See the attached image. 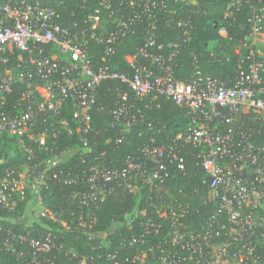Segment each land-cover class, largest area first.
Wrapping results in <instances>:
<instances>
[{
  "label": "built area",
  "instance_id": "obj_1",
  "mask_svg": "<svg viewBox=\"0 0 264 264\" xmlns=\"http://www.w3.org/2000/svg\"><path fill=\"white\" fill-rule=\"evenodd\" d=\"M66 1L0 0V133L20 143L30 139L41 154L46 152L41 159L24 147L27 161L0 178V206L14 210L17 199L28 193L26 209L32 221L45 219L66 230L75 223L82 233L99 239L96 258L108 264H264L256 254L264 246V142L254 139L257 128L264 127V0H226L227 19L245 16L246 33L235 46L236 75L222 79L195 65L186 80L175 77L172 60L190 41L192 23L179 16L177 6L194 0H71L80 9L95 5L85 16L86 26L75 31L56 20L57 8ZM158 12L167 13V23L181 30L168 42L156 41ZM138 25L144 37L134 52L124 55L128 71L106 65L105 57L113 55L118 42ZM218 33L227 35L224 27ZM90 41L100 45L102 62L92 59ZM106 80L119 82L109 111L111 125H120L116 143L137 121L133 94L162 95L185 108L188 121L174 144H144L142 159L127 157L120 169L98 161L85 135L93 129L97 90ZM15 84L19 94L9 105L6 98ZM61 132L79 133L81 143L60 149L53 142L49 147L46 139ZM183 144L198 150L209 177L206 201L214 209L198 224L190 220L195 208L186 190L171 182L174 175L184 174L183 159L176 152ZM70 156L76 164L64 165ZM47 177L74 186L64 207L47 203ZM115 189L131 193L135 206L121 222L129 234L120 235L111 249L106 237L117 225L91 233V209ZM57 238L49 228L29 238L10 228L2 244L14 253V240L27 242L29 252H17L16 264H55L47 254L64 249ZM64 255L70 264L93 260L72 248Z\"/></svg>",
  "mask_w": 264,
  "mask_h": 264
},
{
  "label": "trees",
  "instance_id": "obj_2",
  "mask_svg": "<svg viewBox=\"0 0 264 264\" xmlns=\"http://www.w3.org/2000/svg\"><path fill=\"white\" fill-rule=\"evenodd\" d=\"M193 4H181L177 6L179 16L189 18L192 23L190 41L184 46L180 53L172 60L175 77L186 80L195 70V65L211 76H217L222 79L233 78L236 75L237 60L235 46L239 44V39L246 33L244 14L236 15L234 21H230L224 16L226 0H194ZM95 5L83 6L81 9L76 7L71 0L57 8V22L72 31L86 26L85 16L90 8ZM157 23L155 33L157 42H168L174 39L181 30L173 23H167V13H157ZM105 25L110 23V18L103 17ZM74 23L78 27L74 26ZM224 27L227 35L222 36L218 33L219 28ZM144 37L142 26L138 25L134 33L125 36L115 47V52L111 56H106L103 61L106 65L114 69L128 71L124 60V55L134 52L135 48L141 44ZM88 50L92 59H100V45L90 41ZM222 54L228 55V61L221 59ZM119 82L115 80L104 81L97 90L96 107L93 110V129L85 135L86 140L92 148V155H96L97 160L107 164L110 167L122 168L127 157H136L142 159L140 149L145 144H174V137L183 131L187 124L186 110L179 106L173 100L159 95L156 97L146 96L136 98L130 95V101L133 105V112L137 115V121L131 126L129 131L125 132V137L121 142L116 143L120 136V125H111L110 109L114 105L116 86ZM19 85L15 84L13 90L7 95V103L11 105L16 95L19 94ZM101 106V109H100ZM255 134L256 143L264 142V127ZM81 136V135H80ZM79 133L61 132L56 137L47 138V145L52 143L60 149L71 147L79 142ZM152 139V140H151ZM31 147L36 154L39 153L41 159L46 158V152L40 153L37 145L30 139H23L19 142L17 137L0 133V178L5 175L7 170H18L20 165L27 161L28 153L24 147ZM176 152L183 159L184 174H176L172 177V183L184 187L189 203L195 208V212L190 220L198 224L203 222L205 217L210 214L214 206L206 201L208 191L209 177L202 168L198 150L190 144L177 145ZM103 152L102 155L100 153ZM75 156H70L64 163L76 164ZM168 167H175L174 163L168 162ZM42 168V167H39ZM66 167H59V169ZM47 203L51 207H64L63 203L74 188L61 184L55 179L47 177ZM192 190H196L193 193ZM29 195L23 199H17V206L14 210H8L0 206V264H16V253L23 250L29 252L27 242L14 240L13 246L15 252L10 253L3 246V240L7 236V229L18 231L29 237H37L49 228L61 242L64 249L61 252H49L47 256L55 264H70L67 261L64 251L72 248L78 256L93 257L88 264H108L103 259H97L98 251L95 246L99 245V239L88 233H82L81 230L73 226L66 230L62 225L47 220L32 221L26 223L21 221V217L27 208ZM72 211L76 213V204L71 203ZM143 201L141 200L142 207ZM135 206V198L129 192H123L119 189L108 193L105 199L96 207L91 209L95 217V223L91 227V233L103 232L110 229L112 223L117 226L108 232L106 239L110 242V248L115 249V244L120 240V235H128L130 229L121 225L124 214ZM63 218L68 219L65 214ZM264 261V246L256 251ZM106 263H105V262ZM49 264V263H44ZM252 264V263H248Z\"/></svg>",
  "mask_w": 264,
  "mask_h": 264
},
{
  "label": "rangeland",
  "instance_id": "obj_3",
  "mask_svg": "<svg viewBox=\"0 0 264 264\" xmlns=\"http://www.w3.org/2000/svg\"><path fill=\"white\" fill-rule=\"evenodd\" d=\"M20 219H21V221H24L26 223H30L32 221L30 209H26L24 214L22 215V217Z\"/></svg>",
  "mask_w": 264,
  "mask_h": 264
}]
</instances>
